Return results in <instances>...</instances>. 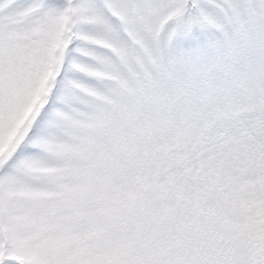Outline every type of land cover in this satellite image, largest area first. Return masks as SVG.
<instances>
[{
	"label": "snow or ice",
	"instance_id": "6c2138e0",
	"mask_svg": "<svg viewBox=\"0 0 264 264\" xmlns=\"http://www.w3.org/2000/svg\"><path fill=\"white\" fill-rule=\"evenodd\" d=\"M0 264H264V0H0Z\"/></svg>",
	"mask_w": 264,
	"mask_h": 264
}]
</instances>
